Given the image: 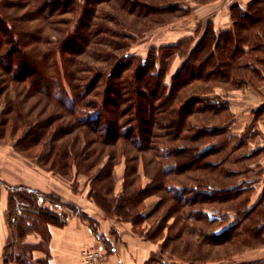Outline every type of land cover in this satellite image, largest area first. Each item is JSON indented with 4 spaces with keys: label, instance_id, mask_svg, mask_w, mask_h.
Returning <instances> with one entry per match:
<instances>
[{
    "label": "rangeland",
    "instance_id": "374dc122",
    "mask_svg": "<svg viewBox=\"0 0 264 264\" xmlns=\"http://www.w3.org/2000/svg\"><path fill=\"white\" fill-rule=\"evenodd\" d=\"M135 1L150 5L153 8L150 9L148 7L145 9V13H143V15H139L138 10L140 7H137L136 12H128L125 8L121 7V0H0V11L2 10L4 14L9 15L12 19V23L18 27V30L26 29L28 31L35 32L41 25V30L43 32L42 35L46 38H50L48 36H51L53 37V40H56V42H53L52 39H48L46 41L45 38L43 42L45 45H42L43 43H41L38 48L45 51L52 48L55 51V55H57L55 60L61 67L62 72L64 73L65 69L70 70V72H73L75 76L77 75L75 70L80 71L84 69L81 72L78 71V74L91 76V74L99 71V74H102V77L107 78L108 81L116 83L121 82V80L125 79L123 76L127 77L130 75L133 77L135 72L133 63L135 64L141 59H147L149 52L153 49L160 50L163 48L159 51L163 53V62H159V64L161 65L162 70H165V67H168V72L165 75L170 87L168 92H171L172 95L170 97L172 98L170 99V104L174 107H178L183 102L181 100L182 97H184L185 100L190 97L200 98L201 101L199 102H194L192 100V102H194L193 108H189V113L185 115V121L190 125L197 123V126L199 127L206 124L204 127L207 128H202L203 131L204 129H208L214 134L213 137H201L200 139L193 140V137L190 136L191 132H189L186 133L188 136L187 139L180 140L179 143L184 144L187 148L197 145V147L200 146V150L206 149V147H212V150L216 151L214 153L216 159H223L229 151L233 157H236L238 154H242V152L246 150H237L236 153L233 150H235L234 148H239V146L243 147L242 145H244V140L238 136L229 137L230 126H233V112L230 102V93L233 92L232 90H235L234 93H238L240 96H243L241 95L242 92H244L249 85L244 82V79L249 78L250 76H253L252 80L255 84V86L252 85V87H259V89L264 87V70H262L264 67L257 65L259 68H257V72L254 71L251 73V55L247 54L246 49L248 45L253 46L252 44L258 48L264 46V14L260 13V17L252 19V10L250 7L248 10V6L250 4L251 6H254V4L258 5L259 2H253L255 0H250V2L245 5L240 3L241 0ZM233 3L239 4L240 8L246 11L245 17H247V20L245 19L242 26H237L235 20L232 19L229 30H220L218 26L221 25V19L229 13L228 8H230ZM237 8L239 9V7ZM38 9H42L43 14L44 12H46V14L54 12L52 17L58 20L56 25L46 24L43 26L41 21L37 19ZM238 9H234L233 12L239 11L241 13L242 11ZM42 10H39V13ZM87 10H89V12L86 14ZM241 15H239V17ZM121 16L123 19H131L135 25H137L134 27L143 30L144 33L140 36L133 33L130 28H125L121 25L116 27L113 23L118 22L120 24L119 18ZM88 19L90 24L94 22L104 26H109L103 28L100 25L98 27L100 34L111 41L117 42V44H100L88 38L87 30L86 28H83V23L88 22ZM102 29H104L103 32L101 31ZM124 31H128L126 32V35L123 34ZM211 31L214 32L215 39L216 41L218 40L219 43V45H214V53L216 51L218 52L215 54L216 61H214V63L217 62V66L214 67L213 60L211 61L209 59V55L206 51L202 52L200 55L196 54L192 57L186 58V54L189 56L195 49V46H197V44H199L202 40L203 41L201 43H204L201 45H203L205 50L207 49L208 45L205 44V38L203 39V37L206 33L210 34ZM255 31H260L263 36H259V38L254 37ZM118 34L121 36H118ZM227 34L233 43L231 48H236L234 54V51L231 54L226 53L229 51V49H225L227 47ZM48 41L49 43H47ZM11 42L12 45L10 42H5L3 46L0 45V52L3 51L1 50V46L7 49H12L13 46H16V49L21 48L20 46L17 47L15 41ZM63 42H65L66 45L63 44ZM179 46L181 48L180 50ZM171 47L174 48L165 49ZM28 48H30V46H28ZM70 49H74L72 52H75V54L71 55L70 53L72 52H70ZM104 51L114 54L115 57H110L106 60L103 55L92 56V52L101 53ZM125 52H129L128 54L131 55L134 53V58L131 60L132 64H130V61L126 59L121 60ZM259 52L262 53L258 54V58L264 56L263 51ZM12 54L14 56L17 55L15 50H13ZM96 57H99L101 61H96ZM258 58L252 62L259 60ZM199 59L207 68L205 69L204 67L206 73L203 77L198 78L193 75L191 78H187L185 76L183 79V75H181L183 81H177L176 78H174L175 80H172V76L183 63H186L185 61L189 62L187 65L190 66L189 64H197ZM17 60H15L13 68L9 71L10 74L18 72L19 62H17ZM68 60H71V62H68ZM118 63L124 64L123 67L119 69V73L116 71L119 67H121L118 66ZM28 66L36 69L33 64L32 66L31 64ZM225 67H228V73L226 74L222 73V70H224ZM87 70L95 71L91 73ZM119 75L120 77H115ZM8 77L9 75L5 74L3 70H0V181L3 180V182H5V187L9 195L7 217L11 228L12 226L10 221L15 222L16 217L18 218L24 212L23 209H25L26 206L23 205L27 204H24L23 200L29 202L27 199H21V194L24 193L22 195H24L25 198H27L29 194H32V198H35L36 200L34 204L38 206L48 205L58 213L64 212L67 214V223L69 220L71 221L72 219L77 218L81 223L86 226L89 225L90 229H95L94 231L98 232V216L100 214L102 218L110 220L114 227L118 226L120 229L133 232L135 234L134 238L136 239V253L139 251V259L144 258V256L147 255L143 264H146L153 256L156 258L161 257L157 259L167 263L182 262V264H204L203 262H208V264H218L217 261H219L220 264H264V256L262 255L264 252L262 250L264 249V226L262 227L263 230L261 236L257 237L255 235V229H258V227L255 229L252 228L253 226L251 225V221L249 223L244 221L245 214H239V208L241 207L240 201L245 198H249V195L251 196V192L249 194L244 193L238 197L240 193L246 192L238 189L235 191L236 194L234 197L223 196V194H221L217 198L218 201H209L207 199L206 203L199 204V207L209 208V210L214 211L213 213L218 211L219 215L222 216V219L214 221V224H204L208 230L217 228L218 225H223L220 229L224 228V230H227L233 225L229 229L230 231L227 230L228 232H231V229H235L237 225L238 227H236V231L233 233V236L228 239V242L222 241L223 238H219V242L205 243L203 240L204 238H200V236L196 234L197 229L195 230L196 223L200 222L194 220L193 222L195 225H190L192 228H186V230L182 231L179 238L180 240L181 238L182 240L185 238L188 243H192L193 245L198 244L201 247L200 250L197 247L194 248V250H197L199 254L198 260L191 257L190 262H183V260L189 258V256H184L183 252L180 253L177 251L175 247L178 244V241H175V243L173 241L169 245V240H167L166 244L164 243L172 233L174 221L173 217H170L167 221H165L166 227L158 233V235L154 236L150 240L144 236V234H148L149 231L150 236L155 234L154 231L156 230L157 225L161 223V216L164 214L165 208L170 204L167 202L166 205L162 207L160 205L161 197L159 194H153L146 197L136 208L139 209L142 214V219H139V221L133 222L131 218H125L124 216H120L119 214L113 212H106L90 196V192L93 187L92 185L97 186V179H95L96 176L98 174H100L101 177L105 175L104 172H102L101 175V171L104 167L103 162L108 161V158L106 157L108 153H106L100 164L90 170L81 169L82 173L80 174H77L79 167L75 163L73 165H70L69 163V167L66 169L63 167L65 165L64 160H59L56 164L52 160L47 162L39 160L42 154L41 152L44 149V144L42 142L32 146L28 145L27 139L29 138L31 128L29 127L30 125L25 123V120L29 122H38V119L48 116L49 112L46 111L47 105L52 107L51 112H54L55 115L58 114L62 117L63 114L56 108V106L50 104L51 102H49V100L47 101L46 97L41 93L32 95L30 91H28L27 94H24L23 98H20V92H26L29 88L27 84L28 82L20 80L13 82L5 81ZM240 81L246 83L247 85L241 88L239 86ZM85 84H89V89H92L95 86V84L88 83V81H86ZM94 90L95 92H98L101 88L97 86ZM140 90L144 93L145 98L137 93L134 101L137 102L140 100L142 103H145L147 100L149 102L151 98V95L149 94L153 92L152 89L149 90L143 87ZM17 91H19L18 99H16L17 101L15 103L17 107L14 106V108L9 111L11 114H7L8 101L11 97H16L15 92ZM249 92L250 89L247 90L245 95H249ZM116 97L117 96L114 94V98ZM71 98L74 99L73 96H71ZM95 98L101 99V97L98 96H95ZM129 99H127V102L131 101ZM213 102H217L218 104ZM143 110H145V108H143ZM2 111H4L3 116ZM9 117L11 121L5 122L4 120H7ZM129 118L130 121L125 123V126H127L129 130L126 128L124 133L131 136L123 137L117 142V145H110L109 147H106L109 150L115 149L118 152V158L115 161L117 163L113 170V186L114 194L116 196L122 193L124 189V172L127 163L129 162L128 160L141 157L140 161H138V184L140 185L150 182L144 168V161L148 163L149 167H152L151 163V166L149 165V161L152 162L155 158L154 151L148 148V146L156 147L154 142L149 144L144 152L135 149L130 143V141L134 139L132 137L133 134H135L136 140L142 141L144 135L142 134V137L140 135V131L151 127L148 125H141L136 120L131 121L133 116H130ZM176 118L178 119L179 117L176 116ZM148 120L149 118H147V122ZM150 122H152L153 126V119H151ZM78 123V119L71 115L66 116L65 119H60V124L63 125L62 128L66 127L67 130H70V133L63 134V131L61 132L63 135L61 136L60 134V138L55 141L57 149L60 150L63 146H74L76 140H78L76 138L80 137L81 140H83L84 137L88 136L85 134L86 130L84 127L78 126ZM112 130H114V125H112ZM218 130H220V133H216ZM98 132L101 131L99 130ZM233 132V134H236V131ZM101 133L103 135V140L104 136L106 139V134L103 132ZM89 134L92 135V132ZM98 135L99 134L94 133L92 137ZM153 139L158 140L156 136L151 140ZM217 139H219V141ZM175 141H177V139H174V142ZM143 143V145H146L145 142ZM163 144H165V142ZM121 150L125 151V154H128L127 158L123 157ZM134 155L136 157H134ZM193 156L195 157V154ZM86 161L87 160H85V162ZM203 161L210 163L213 159L208 155L203 158ZM131 162L134 161L132 160ZM190 165L191 164L189 163V166ZM199 170L200 171H186V174H189L184 177V179L189 178L186 183L190 181V176L194 173L201 176L202 180H205V178L208 181L213 180L214 178H219L217 180L224 179L221 178L222 175L218 176L210 170ZM239 174L240 173H234L233 177H230V179L238 180L240 178ZM92 178L95 179V184H93V182L91 183ZM104 183L108 184L106 181ZM203 186L201 188H203ZM202 191H209V194H211L210 190L203 188ZM213 196L217 197L218 195L214 194ZM196 206L197 205H195V207ZM249 206H251V202ZM259 208H261V210L264 209L263 201ZM20 211L21 214L18 213ZM94 212H97V214L94 215ZM144 212H147V215H145ZM262 218L263 217L260 219ZM61 221L64 223L66 222L64 218L61 219ZM177 221L178 225H180L181 222H179V219ZM114 227L112 228L111 233H114L117 238L118 236L116 232L119 231L118 229L115 230ZM174 232L175 230L173 233ZM94 236L97 240L96 243L105 250L106 258L110 256V253L112 254V252L117 250V242H109L108 238L106 236L105 238L103 235V237H101L99 232L97 235L95 233ZM11 241H13V238ZM26 242L34 244L33 241H29L28 236L26 237ZM122 244L128 246L125 242H122ZM135 246H133V248ZM163 246L165 248H162ZM90 247H94V245ZM82 249L79 253L80 263L82 262ZM147 251H149L148 254H146ZM36 255L40 257L43 255V252H37ZM36 255L33 252V256ZM39 257H34V259ZM46 257L48 258V255ZM50 257L51 258H48L50 262L55 264L54 261L51 260L52 256ZM254 257H261L259 258L261 260L251 261ZM199 259H201V261H199ZM119 262L122 263L121 261ZM106 264L110 263L107 262Z\"/></svg>",
    "mask_w": 264,
    "mask_h": 264
},
{
    "label": "trees",
    "instance_id": "16d2710c",
    "mask_svg": "<svg viewBox=\"0 0 264 264\" xmlns=\"http://www.w3.org/2000/svg\"><path fill=\"white\" fill-rule=\"evenodd\" d=\"M257 1H259L258 5L254 4V6H251L250 4L248 6V10L249 7L252 10V17H260V13L264 14V0ZM253 2H256V0ZM120 5L128 12H136L137 7H140L138 10L139 15H143V13H145V9L148 7L150 9L153 8L150 5H146L135 0H121ZM232 5H234L233 11L234 9H238L237 7H239L238 10L242 11L241 13L239 11H232V16L237 26H242L243 22L247 18L245 17L246 11L241 9L238 4L233 3ZM39 10L42 9H38L37 19L41 21L43 26L46 24H54V26L56 25L58 20L52 17L54 12H50L48 14L44 12L43 14V10L40 13ZM87 12H89V10L86 11V14ZM238 14L242 15L239 17ZM119 20L120 24L118 22L113 23L116 27L121 25L122 27L130 28L133 33H136L140 36L144 33L143 30L134 27L137 25H135L131 19H123L121 16ZM83 24V28H86L87 30L88 38L92 39V41H96L100 44H117V42L111 41L100 34L98 28L100 25L103 28L109 26H104L94 22L90 24L89 19L88 22H84ZM101 31L103 32L104 29ZM126 32L128 31H124L123 34L126 35ZM42 34L43 32L41 30V25L36 29L35 32H31L26 29L18 30V27L12 23V19L9 17V15L4 14L2 10L0 11V45L3 46L5 42H10L12 45L11 41H15L17 47H21L16 49V46H13L12 49H7L1 46V50L3 51L0 52V70H3L5 74L9 75L5 81L13 82L20 80L28 82L27 84L29 86L26 92H20L21 94L19 95V91H17L15 92L16 97H11V99L8 101L7 114H11L9 111L13 109L14 106L17 107L15 103L17 101L16 99H18V95L20 98H23L24 94H27L28 91H30L32 95L40 93L43 94L47 101L49 100V102H51L50 104L56 106V108L63 114L62 117L58 114L55 115L54 112H51L52 107L47 105L46 111L49 112L48 116L38 119V122H29L25 120V123L30 125L29 127L31 128L29 132V138L27 139L28 145L32 146L42 142L44 144V149L41 152L42 154L39 160L44 162L52 160L55 164L59 160H64L65 165L63 167L66 169L69 167V163L70 165L75 163L79 167L77 174H80L82 173L81 169L90 170L91 168H94L100 164L106 153H108L106 156L108 161L103 162L104 167L101 171V175L102 172H104L105 175L101 177L100 174H98L96 176L95 179H97V186L92 185L93 187L91 189L90 196L106 212L117 213L120 216H124L125 218H131L133 222H136L139 221V219H142L140 210L136 208L144 201L146 197L153 194H159L161 197L160 205L162 207L166 205L167 202L170 204L165 208V212L161 216V223L157 225L156 230L154 231L155 234L150 236L149 231V235L146 233L144 236L150 240L154 236L158 235V233H160L166 227L165 221H167L170 217H173L174 221L172 233L164 243L166 244L167 240H169V245L173 241L174 243L175 241H178V244L175 247L177 251L180 253L183 252L184 256H189V258L184 259L183 262H190L191 257H193L195 260H198L199 254L197 250H194V248L197 247L200 250L201 247L198 244L193 245L192 243H188L187 239L185 240V238L183 240L182 238L181 240L179 239L182 231L186 230V228H192L190 225H195L193 222L194 220L200 222L196 223L197 226L195 225V230L197 229L196 234L199 235L200 238H204L203 240L205 243L219 242V238H223L222 241L228 242V239L233 236V233L236 231V227H238V225L235 227V229H231V232L228 231H230L229 229L233 225L227 229L228 231L224 230V228L220 229V227L223 225H218L217 228L208 230L204 224H214V221L221 220L222 216L219 215L218 211L213 213L214 211L209 210V208L199 207V204L206 203L207 199L209 201H218L217 198L221 194H223V196L234 197L236 194L235 191L238 189L240 191H246L240 193L238 197L244 193L249 194L250 186L247 185L245 181L239 183L238 180H231L230 177H233L234 173L236 172L222 167L223 165L221 166L219 164H215L218 163L216 160L219 158L216 159L214 156L216 151L212 150V147H206V149L200 150V146L197 147L196 145L194 147L187 148L184 144L179 143L180 140L187 139L188 136L186 133L189 132H191L190 136L193 137V140L200 139L201 137H213L214 134L208 129H204L203 131L202 128H207L204 127L206 124L202 127H199L197 126V123L190 125L185 121V115L189 113V108H193L194 102L201 101L200 98L190 97L191 99L189 98L185 100L184 97H182L181 100L183 102L178 107H174L170 104V99H172L170 97L172 95L171 92H168L170 87L165 75L168 72V67H165V70H162L161 65L159 64V62H163V53L159 52L163 48L160 50L153 49L151 52H149L148 58L145 60H136L137 63H133V67H135L133 77L130 75L127 77L123 76L125 79L116 83L110 82L107 78L102 77V74H99V71L91 74V76L84 74L79 75V70H75L77 72L76 76L73 74V72H70V70L66 69L63 73L58 62L55 60L57 58L55 51L52 48H49L47 51L38 48L46 38ZM119 35L120 34H118V36ZM227 36V47L225 49H229V51L226 53L231 54L234 51V49L231 48L233 43L228 34ZM48 37L50 38H46V41L48 39L53 40V37ZM204 38L205 44L208 45L207 49L205 50L203 45H201L204 43H201L203 41L202 40L199 44H197V46H195V49L189 56L186 54V58L192 57L196 54L200 55L202 52L206 51L209 55V59L211 61L213 60V65L215 67L217 66V62L214 63V61H216L215 54L218 52L216 51L214 53V45H219L218 40L216 41L214 32L212 31L210 34L206 33L203 39ZM49 41L47 43H49ZM53 42H56V40L54 39ZM63 44L66 45L65 42H63ZM42 45H45V43ZM28 46H30V48H28ZM174 47L165 49H172ZM180 49L181 48L179 46V50ZM13 50H15L17 53L16 56L12 54ZM73 50L74 49H70V52ZM128 53L125 52L121 60L126 59L130 61V64H132L131 60L134 58V53H132V55ZM70 54L73 55L75 52ZM102 55L106 60H108L110 57H115L114 54L106 51L101 53L92 52V56ZM95 59L96 61H101L99 57H96ZM15 60L19 62V70L17 73L10 74L9 71L13 68ZM68 62H71V60H68ZM185 62L186 63H183L172 76V80L176 78L177 81H183L185 76L187 78H191L194 75V77L200 78L205 75V69L207 68L204 66L205 64L200 61V59L197 61V64H189L190 66L187 65L189 62ZM29 64H31V66L33 64L36 69L29 67ZM123 65L124 64L118 63V66L121 67L116 70L117 73H119V69H121ZM87 71L92 73L95 70ZM222 73H228V67H225L224 70H222ZM181 75H183V79L181 78ZM115 77H120V75ZM86 81H88V83L95 84V86L92 89H89L90 86L89 84H85ZM97 86L101 88V90L95 92L94 89ZM143 87L149 90L152 89L153 91L149 94L151 95L149 102L147 100L145 103H142L140 100L137 102L134 101L137 93L144 97V93L140 90ZM114 94L117 96L116 98H114ZM71 96H73L75 100L72 99ZM95 96L101 97V99L95 98ZM127 99L131 101L127 102ZM192 100L194 102H192ZM213 103L218 104L217 102ZM143 108H145V110H143ZM3 115L4 111H2V116ZM68 115L78 119V126L84 127L86 130L85 134L88 136L84 137L83 140L78 137L76 138L78 139L76 140L77 144L75 143L74 146L68 147L63 146L59 150L57 149V146H55V141L60 138V134L62 136L63 134L70 133V130H67L66 127L62 128L63 125L60 124V119H65V117ZM130 116H133L131 121L136 120L141 125H148L151 127L140 131V135H144V137L142 136V141L136 140L135 134H133L132 137L134 139L130 141L131 145L135 149L144 152L147 149L146 147L154 142L156 147L148 146V148L154 151L155 158L152 162L149 161V165L151 163L152 167H149L148 163L144 161V168L146 170L147 177L150 179V182L140 185L138 184V161H140L141 157L132 158L134 162H131L132 160H128L129 162L127 163L124 172V189L122 193L116 196L114 194L113 186V170L117 163L115 161L118 158V152L115 149L109 150L106 147H109L110 145H117V142L123 137L131 136L124 133V130L127 128L125 123L130 121ZM176 116L179 118L177 119ZM147 118H149L148 122ZM151 119L154 121L153 126L152 122H150ZM4 121H11V119L9 117ZM112 125H114V130H112ZM127 129L129 130V128ZM99 130L106 134V139L104 136L103 140V135L101 132H98ZM62 131L63 134L61 133ZM90 132H92V135H94V133L99 135L92 137V135L89 134ZM216 133H220V130L216 131ZM155 136L158 140H151L152 138H155ZM174 139H177V141L174 142ZM217 140L219 141V139ZM163 141L165 144H163ZM143 142H145L146 145H143ZM121 152L123 157L127 158L128 154H125V151L122 150ZM194 154L195 157L193 156ZM208 155L213 159V161L210 163L203 161V158ZM134 157L136 156L134 155ZM85 160L87 161L85 162ZM189 163L191 164L190 166ZM199 169L210 170L216 173L218 176L222 175L221 178L224 179L217 180L219 178H214L213 180L208 181L205 178V180H202L201 176H198L196 173H194L190 176V181L186 183V181L189 179H184L185 176L189 175L186 174V171H200ZM95 179L92 178L91 183L93 182V184H95ZM105 181L108 184H105ZM202 186L204 189L210 190L211 194H209V191L203 192V188H201ZM22 194L21 199H27L29 202L23 200V203L27 204L23 205L26 206L25 209H23V214H21V211L18 212L21 215L18 218L16 217V221H10L13 228H11L13 232V241L8 243L4 249V264H52L48 259L51 258L49 255L48 258L41 257L34 259V250L40 248L43 242L39 244H32L27 243L25 239L28 233L39 231L45 237L44 240H47L48 242L50 232L48 230L47 224L49 222H54L60 216L56 210L52 209L48 205L38 206L34 204L36 200L35 198H32V194H29L27 198H25ZM214 194L218 196H213ZM262 201L264 202V195L256 202V204L249 206L251 202V196L249 195V198H245L240 201L241 207L239 208V214H245L244 221L247 223L251 221V225L253 226L252 228L254 229L258 227V229H255V235L257 237L261 236L263 230L262 227L264 226V209L261 210V208H259ZM195 205L197 206L195 207ZM261 217L263 218L260 219ZM178 219L179 222H181L180 225H178ZM174 230L175 232L173 233ZM101 237L103 236L101 235ZM162 248L165 247L163 246ZM157 258L154 256L151 257L146 264H182V262L167 263ZM199 261H201V259H199ZM203 263L208 264V262ZM217 263L220 264L219 261H217Z\"/></svg>",
    "mask_w": 264,
    "mask_h": 264
},
{
    "label": "crops",
    "instance_id": "0c3cea01",
    "mask_svg": "<svg viewBox=\"0 0 264 264\" xmlns=\"http://www.w3.org/2000/svg\"><path fill=\"white\" fill-rule=\"evenodd\" d=\"M249 2L250 0H241L240 3L246 5ZM233 6L234 5L228 8L229 13L221 19V25L218 26L220 30H229L231 20L233 19ZM261 35L263 34L260 31L254 32V37L256 38H259V36ZM252 45L253 46L248 45L246 48L247 54L251 55V73L254 71L257 72V65L264 67V56L258 58V54L262 53L259 51L264 52V46L258 48L254 44ZM233 49L235 53V48ZM255 57L259 60H262L263 62L259 60L252 62L256 59ZM249 78L244 79V82L249 85L247 86V89L242 92L241 95L243 96H240V94L238 93H234L235 90H232L233 92L230 93V102L233 112V126H230L229 137L238 136L244 140V145H242L243 147L239 146V148H234L235 150L233 151L235 153L237 152V150L246 151L242 152V154H238L236 157H233L231 155V152L229 151L223 159H217L216 161L218 163L215 164H219L221 166L223 165L222 167L227 168L228 170L240 173L238 182L241 183L245 181L247 185L250 186L251 206H253L264 195V87H262L263 90L259 89V87H252V85L255 86L252 80L253 76H250ZM244 82L240 81L239 86L241 88L247 85ZM249 89V95H245V93ZM233 131H236V134H233ZM8 197L9 195L5 187V182L1 180L0 264H4V249L13 238V232L11 227L9 226L7 217L9 208ZM97 212H94V215H96ZM144 214L147 215V212H144ZM58 215L60 217L57 218V220H55L54 222H49L47 224L48 230L50 232L48 242L47 240H44L45 237L39 231L28 233L27 236L29 241H33L35 244L43 242L40 248L34 250L35 255L37 252H43V255L40 257L36 255L34 257L41 258L49 255L52 256L51 260H53L55 264H81L79 253L80 250L86 246H98L105 253V250L96 243L97 240L94 234L96 233L97 235L99 232L104 237L106 236L109 242H117V250L115 252H112V254L110 253V256L106 258V263L143 264L147 255L144 256V258L139 259V251L136 253V239L134 238L135 234L133 232L120 229L118 226L114 227L110 220L102 218L100 214L98 216V232H95V229H90L89 225H84L77 218L72 219L71 221L69 220V222L67 223V214H65L64 212L58 213ZM63 218L64 220H66L65 223L61 221V219ZM113 227L115 228V230L118 229L119 231L116 232L118 236L117 238L115 237L114 233H111ZM122 242L127 243L128 246L123 245ZM133 246L135 247L133 248ZM262 250L264 251V249ZM148 253L149 251L146 252V254ZM262 255L264 256V252ZM259 258L261 257H254L251 261L261 260ZM119 261H121L122 263H120Z\"/></svg>",
    "mask_w": 264,
    "mask_h": 264
},
{
    "label": "built area",
    "instance_id": "2783aa9c",
    "mask_svg": "<svg viewBox=\"0 0 264 264\" xmlns=\"http://www.w3.org/2000/svg\"><path fill=\"white\" fill-rule=\"evenodd\" d=\"M81 264H106L105 253L98 246L84 247L81 251Z\"/></svg>",
    "mask_w": 264,
    "mask_h": 264
}]
</instances>
